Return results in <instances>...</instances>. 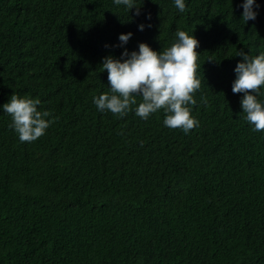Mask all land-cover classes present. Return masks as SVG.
<instances>
[{
	"label": "trees",
	"instance_id": "1",
	"mask_svg": "<svg viewBox=\"0 0 264 264\" xmlns=\"http://www.w3.org/2000/svg\"><path fill=\"white\" fill-rule=\"evenodd\" d=\"M184 2L0 0V264H264V132L232 92L239 52L264 53V0L246 23L244 0ZM178 30L199 41V126L142 120L141 97L125 117L98 111L102 60ZM13 94L55 119L34 142L9 127Z\"/></svg>",
	"mask_w": 264,
	"mask_h": 264
},
{
	"label": "clouds",
	"instance_id": "2",
	"mask_svg": "<svg viewBox=\"0 0 264 264\" xmlns=\"http://www.w3.org/2000/svg\"><path fill=\"white\" fill-rule=\"evenodd\" d=\"M113 2L129 10L135 7L133 0ZM174 4L179 11H185L184 0H174ZM241 7V19L245 23L256 19L254 7L258 5L255 0H244ZM139 14L137 8L136 15ZM138 28L144 31L145 26L141 24ZM131 36L132 33L121 34L118 46L126 45ZM175 36V42L160 52L140 43L138 52L129 53L125 49L120 59L105 57L101 70L107 72L110 91L93 98L97 110L125 117L132 111V106L137 104L136 97H141V102L135 108V115L140 119L146 121L162 109L165 113L164 126L169 129H180L187 135L198 127L199 121L192 117L190 106L197 104L194 96L201 87V81L196 75L200 56L196 51L199 41L185 31L178 30ZM238 56L242 57L243 62L238 63L234 69L236 79L232 84V92L243 94L240 101L243 118L252 131L264 132V103L257 98L264 95L261 91L264 88V53L250 58L240 51ZM202 102L206 104L207 100L202 97ZM39 105V99L20 98L16 94L10 97L9 103L3 105V111L12 118L9 127L17 133L21 143L38 140L55 122V119H47L52 115L49 111L38 110Z\"/></svg>",
	"mask_w": 264,
	"mask_h": 264
}]
</instances>
